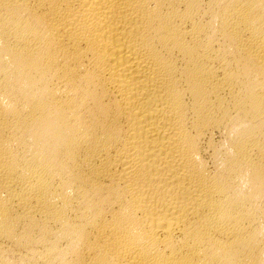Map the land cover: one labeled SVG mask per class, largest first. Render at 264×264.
<instances>
[{
    "label": "bare ground",
    "instance_id": "6f19581e",
    "mask_svg": "<svg viewBox=\"0 0 264 264\" xmlns=\"http://www.w3.org/2000/svg\"><path fill=\"white\" fill-rule=\"evenodd\" d=\"M0 264H264V0H0Z\"/></svg>",
    "mask_w": 264,
    "mask_h": 264
}]
</instances>
